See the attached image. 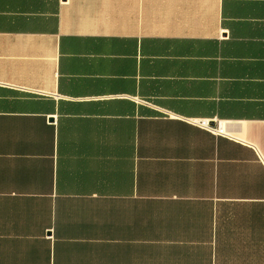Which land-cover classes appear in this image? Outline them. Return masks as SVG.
<instances>
[{
	"label": "crops",
	"instance_id": "crops-1",
	"mask_svg": "<svg viewBox=\"0 0 264 264\" xmlns=\"http://www.w3.org/2000/svg\"><path fill=\"white\" fill-rule=\"evenodd\" d=\"M0 264H264V0H0Z\"/></svg>",
	"mask_w": 264,
	"mask_h": 264
},
{
	"label": "built area",
	"instance_id": "built-area-1",
	"mask_svg": "<svg viewBox=\"0 0 264 264\" xmlns=\"http://www.w3.org/2000/svg\"><path fill=\"white\" fill-rule=\"evenodd\" d=\"M189 122H190V124H192L198 128H201L203 130H206L212 134L223 135V131L221 129L220 124L212 125L206 120H191Z\"/></svg>",
	"mask_w": 264,
	"mask_h": 264
}]
</instances>
